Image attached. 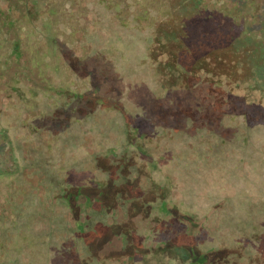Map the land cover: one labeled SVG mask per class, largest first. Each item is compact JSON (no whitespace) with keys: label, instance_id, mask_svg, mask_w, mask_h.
Listing matches in <instances>:
<instances>
[{"label":"rangeland","instance_id":"obj_1","mask_svg":"<svg viewBox=\"0 0 264 264\" xmlns=\"http://www.w3.org/2000/svg\"><path fill=\"white\" fill-rule=\"evenodd\" d=\"M91 9L99 23L79 51L65 45L69 61L48 84L0 85V264H217L215 254L264 264V66L201 71L185 84L152 29ZM180 9L166 46L196 47L201 25ZM117 162L156 178L166 214L177 205L198 223H167L165 246L145 227L132 245L103 241L113 236L96 222L104 215L82 206L98 184L109 189ZM192 236V249H175ZM127 250L141 255L109 259Z\"/></svg>","mask_w":264,"mask_h":264},{"label":"trees","instance_id":"obj_2","mask_svg":"<svg viewBox=\"0 0 264 264\" xmlns=\"http://www.w3.org/2000/svg\"><path fill=\"white\" fill-rule=\"evenodd\" d=\"M92 3L114 11L124 26L152 29L168 64L181 68L185 84L201 71L231 77L244 62L248 69L264 66V7L259 0H0V85L13 93L20 85L35 89L33 80L48 84L52 69L69 61L65 45L79 51L80 39L99 23ZM180 6L201 25L196 47L166 46L169 36L163 33L173 34L165 25ZM205 22L215 30H207Z\"/></svg>","mask_w":264,"mask_h":264},{"label":"flooded vegetation","instance_id":"obj_3","mask_svg":"<svg viewBox=\"0 0 264 264\" xmlns=\"http://www.w3.org/2000/svg\"><path fill=\"white\" fill-rule=\"evenodd\" d=\"M116 164L117 171H113L114 175L111 177L110 182L107 186L109 189L106 191V189L104 190V188L100 184H98V186H96V188L94 189V195L92 194L94 198H91V196H89V199H91L89 204H85L82 206L85 208V210H94L97 208L99 209L98 211H100V216L104 215L103 217H106L105 219L103 217H101L99 220L96 219V222H99L111 228L113 236L109 237L107 240H103L106 241L107 244L132 245L134 239L133 234L137 232V229L145 227L151 229L153 233H157V237H152V239L156 240L155 243L165 246L167 241L170 240L164 236L167 223H178L181 221V217H188L191 225L198 223L197 220L191 218L189 214H182L181 216V210L178 209L177 205L176 208L168 210V214H166V206L164 208V206H160V204H154L157 182L156 178L153 175L146 172H133L130 171V168H128V170L126 169L125 172H118V168L121 169V165L118 162ZM130 166H134L133 162L130 164ZM162 196L163 201L166 202V198H164V192ZM107 204L108 210L105 207L107 206ZM103 208H105V210ZM103 221H105V223H103ZM106 221L110 222L107 224ZM90 224H92V222H90ZM128 230L130 231L128 232ZM134 230L136 231L134 232ZM194 244L195 241L193 239V236L191 238V241L187 243V246L179 242L174 243L176 247L175 249L179 250L181 246L185 247L186 249L188 247L192 249V246H194ZM158 251H161V249H159ZM117 254L118 253H115L114 256L108 255L109 257H111L109 259L111 261H132L136 260L132 259V255H141V253H130L127 250V252L125 253L126 258L120 259L117 257ZM144 255L145 254L142 253V256ZM176 255L179 254L177 253ZM221 255L215 254V257L213 256L214 259L220 260L217 264H222V262L226 261L225 257ZM99 259L106 258L101 257ZM194 259L195 258L192 257L190 260ZM92 260L94 259L92 258Z\"/></svg>","mask_w":264,"mask_h":264}]
</instances>
